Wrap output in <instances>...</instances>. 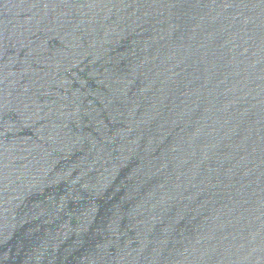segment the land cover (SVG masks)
Instances as JSON below:
<instances>
[{
	"label": "water",
	"instance_id": "95a60500",
	"mask_svg": "<svg viewBox=\"0 0 264 264\" xmlns=\"http://www.w3.org/2000/svg\"><path fill=\"white\" fill-rule=\"evenodd\" d=\"M0 264H264V0H0Z\"/></svg>",
	"mask_w": 264,
	"mask_h": 264
}]
</instances>
